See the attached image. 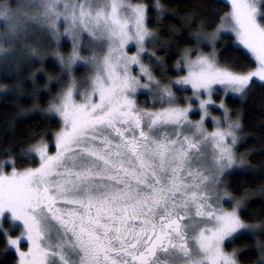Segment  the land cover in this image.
Segmentation results:
<instances>
[{"label": "snow or ice", "instance_id": "snow-or-ice-1", "mask_svg": "<svg viewBox=\"0 0 264 264\" xmlns=\"http://www.w3.org/2000/svg\"><path fill=\"white\" fill-rule=\"evenodd\" d=\"M224 6L215 27L206 31L211 24L201 22L195 43L181 50L175 71L183 74L165 81L164 57L149 48L159 43L167 19L163 0L151 7L142 0H0V70L18 76L36 58L42 62L41 46L54 40L61 74L48 80L62 82L42 117L59 118L55 151L45 130L19 153L38 158L35 165L18 167L11 148L0 159V237L16 264H240V250L226 249L244 233L255 237L257 264H264V220L247 221L241 213L253 193L237 199L225 183L232 170H249L237 155L240 120L224 98L222 116L210 110L217 90L246 97L254 77L264 82V0H225ZM229 34L234 41L218 48ZM63 37L71 42L67 53L60 51ZM204 41L211 52L202 50ZM240 46L254 67L221 63L224 52ZM86 48L90 55H82ZM81 61L93 69L83 90L73 74ZM30 78L31 93L23 79L11 89L0 85L12 91L15 105L32 100L18 115L38 107L35 72ZM188 86L191 96L181 101L177 91ZM141 89L150 105L138 104Z\"/></svg>", "mask_w": 264, "mask_h": 264}, {"label": "trees", "instance_id": "trees-1", "mask_svg": "<svg viewBox=\"0 0 264 264\" xmlns=\"http://www.w3.org/2000/svg\"><path fill=\"white\" fill-rule=\"evenodd\" d=\"M142 2L151 7L152 0H142ZM163 3L166 6L167 19L161 26V35L157 37L159 43H157L156 52L158 56L164 57L163 67L168 70L164 80L167 81L174 79L177 74H183L175 71L176 60L183 48L195 43L193 33L198 30L201 22L210 23L211 27L206 25L205 30L211 31L218 23L219 16L228 9L224 6L225 1L223 0H163ZM189 15H191V19L187 18ZM149 19V27L155 29L157 27L155 15L150 13ZM173 30L175 31L173 32ZM225 41L231 44L234 39L232 36L227 35L217 43V47L220 48ZM61 45L60 51L64 53L70 51L71 46L68 42L62 41ZM41 47L46 52L45 56L53 52L50 51L51 47ZM20 48H24V45ZM202 50L205 52L207 48L202 47ZM47 57L42 62L36 61L23 67L18 76L0 70V85H7L11 89L17 80L23 79L27 85L24 89L26 93L32 91L33 85L30 74L35 72V87L39 89L38 107L24 115H18V108H31L32 100L22 98L23 102L20 105H15L12 103V91L5 93L0 88V159L5 158L4 150L11 148L10 154H15L18 161H20L18 167L37 163V159L29 161L26 157H20L19 153L26 150L45 130L48 133L47 139L51 144V148H53L52 134L59 127L56 118L51 121L42 119L43 116H46L43 110L46 108L50 97L60 90L62 83H58L56 80H48L49 75L55 77L61 74V67L54 60H49ZM16 59L22 60V57L18 54ZM221 63H234L243 67L244 70H247L250 66H255V62L251 60L250 55L242 48L239 52H233L231 49L224 52ZM77 72L78 69L75 71V75L78 77L79 72ZM155 72L159 76L161 74L160 67L155 69ZM63 75L67 78L66 72ZM46 83L51 88V92L44 89L43 86ZM177 95L190 96L191 90L177 91ZM219 98H221V92L217 90L216 99ZM146 99V95L138 96L139 104L150 105L146 102ZM180 99L183 101L182 97ZM224 100L232 114V118H239L240 120V142L237 145V155L246 158L248 161L246 167L249 169L248 171L241 168L232 170V174L225 177V183L231 185L237 199L245 190L253 193L247 201L248 206L241 208L245 220L252 221L254 218L264 220V206H262L264 194L259 192L260 187L264 185V82L255 81L246 97L228 94L224 97ZM212 112L217 116H221V112L217 109H213ZM206 124L208 129L211 130L212 125L210 122ZM3 226L8 228L10 224L7 220H4ZM16 232L15 229H12V235H16ZM24 247H26V244ZM233 248L240 250V264H257L258 252L255 249V237L247 233L241 234L233 243L227 245L226 250L231 251ZM0 264H16L14 251L5 253L2 237H0Z\"/></svg>", "mask_w": 264, "mask_h": 264}, {"label": "rangeland", "instance_id": "rangeland-1", "mask_svg": "<svg viewBox=\"0 0 264 264\" xmlns=\"http://www.w3.org/2000/svg\"><path fill=\"white\" fill-rule=\"evenodd\" d=\"M223 1H225V0H223ZM132 2H137V0H132ZM61 32H63V27H61ZM85 35H87V34H85ZM230 36H232L231 34H229ZM233 37V39H234V36H232ZM48 39H52V37L51 36H49L48 37ZM62 41H66V42H68L69 44H70V46H71V42H70V39H68L67 37H63L62 38V40H61V42ZM23 45H20V47H22ZM156 46H157V44H149V48H151V47H155L156 48ZM202 47H206L207 48V51H205V52H211L212 51V46L210 45V44H208L207 43V41H204L203 42V44H202ZM240 48H242V46H240ZM55 49V41L53 40V44H52V46H51V49H50V51L52 50L53 52H51L49 55H47V56H45V57H47V59H49V60H54L57 64H58V66L59 67H61L60 66V64L58 63V61L56 60V58H55V56L53 55V53H54V50ZM243 49V48H242ZM104 50H106V47H105V49ZM244 50V49H243ZM91 49H85L84 50V52H82V55H90L91 54ZM97 51H99V50H97ZM131 51H135V47H134V45L133 46H131ZM245 52H246V50H244ZM44 57V58H45ZM145 62L146 63H148L149 61H148V57L147 56H145ZM36 61H38V62H40V60H39V58H36ZM154 68L155 69H157L158 67L157 66H154ZM78 69V77H77V75H75V71ZM92 65H89V64H86L85 62H83V61H81L80 62V64L79 65H77V66H74V72H73V74L75 75V77L78 79V80H80V81H82V84H81V90H83V88L89 83V77L91 76V74H92ZM174 80V79H173ZM253 80L254 81H258V82H260L257 78H253ZM177 88H179V86H176ZM218 88H219V86H217ZM187 89L188 90H191V88H190V86H188L187 87ZM220 92H221V98H224L226 95H232V96H238V95H236V94H233V93H231V92H228L227 94H225L224 92H223V90L222 89H220L219 90ZM216 93H217V91L214 93V98H215V100H216V104L215 105H212V106H210V110H211V112L213 111V109H217V110H219L220 112H221V116H222V110L221 109H219L218 108V105H219V101H220V99L221 98H219V99H216ZM140 95H146L147 96V99H146V102L148 103V104H151L152 103V101H151V99L149 98V95L147 94V91L146 90H143V89H141L139 92H138V95H137V102H138V96H140ZM179 98L180 97H182V98H184L185 96H181V95H177ZM191 96V95H190ZM78 99H79V97H77ZM138 104H139V102H138ZM47 105H48V103H47ZM47 105H46V108H47ZM140 105H143V104H140ZM45 108V109H46ZM48 115L47 113H45L44 112V115ZM212 115H215V116H217L216 114H214L213 112H212ZM190 116H191V119L193 120V121H195V120H198L199 118H200V113H199V110H198V108L197 107H195L194 106V109H193V112L190 114ZM56 119L59 121V118L58 117H56ZM207 122H210V124L212 125V127H213V124H212V120H211V116H209L208 118H207V121H206V123ZM212 130V129H211ZM211 130H209V131H211ZM52 146H53V148H51L50 147V151H52V152H54L55 151V144H54V139H53V142H52ZM37 159V163H38V158H36ZM10 170V169H9ZM225 207L226 208H230L231 207V205L230 204H225ZM12 229H15L17 232V234L16 235H18L19 233H20V228L19 227H13ZM26 247H27V245H26ZM25 247V248H26Z\"/></svg>", "mask_w": 264, "mask_h": 264}]
</instances>
